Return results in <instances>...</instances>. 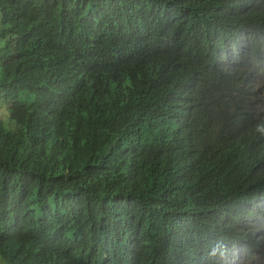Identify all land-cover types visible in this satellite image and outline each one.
Listing matches in <instances>:
<instances>
[{
	"label": "trees",
	"instance_id": "16d2710c",
	"mask_svg": "<svg viewBox=\"0 0 264 264\" xmlns=\"http://www.w3.org/2000/svg\"><path fill=\"white\" fill-rule=\"evenodd\" d=\"M260 33L264 0H0V264L264 263V75L218 62Z\"/></svg>",
	"mask_w": 264,
	"mask_h": 264
},
{
	"label": "clouds",
	"instance_id": "9594fccd",
	"mask_svg": "<svg viewBox=\"0 0 264 264\" xmlns=\"http://www.w3.org/2000/svg\"><path fill=\"white\" fill-rule=\"evenodd\" d=\"M257 36H264V33L254 35L248 40V43L241 47L230 46L226 48L218 62L224 68H228L230 72H248L253 75H264V48L255 43L254 39ZM198 52L201 54H198ZM197 54L205 61L206 58L201 49L197 48ZM205 62L209 61L206 59ZM208 66L212 68L211 65L208 64ZM261 82L262 80L256 86L259 87Z\"/></svg>",
	"mask_w": 264,
	"mask_h": 264
},
{
	"label": "rangeland",
	"instance_id": "374dc122",
	"mask_svg": "<svg viewBox=\"0 0 264 264\" xmlns=\"http://www.w3.org/2000/svg\"><path fill=\"white\" fill-rule=\"evenodd\" d=\"M0 112H1V117L6 121V122H9V116H8V112H7V106L8 104L4 103V102H1V99H0ZM264 264V263H262Z\"/></svg>",
	"mask_w": 264,
	"mask_h": 264
}]
</instances>
